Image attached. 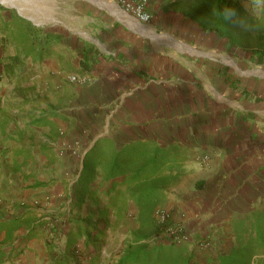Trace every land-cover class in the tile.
Instances as JSON below:
<instances>
[{"label":"crops","instance_id":"0c3cea01","mask_svg":"<svg viewBox=\"0 0 264 264\" xmlns=\"http://www.w3.org/2000/svg\"><path fill=\"white\" fill-rule=\"evenodd\" d=\"M30 2H0V194L15 215L58 218L29 239L18 230L10 264L117 263L139 227L133 200L108 205L125 175L81 205L74 184L87 154L131 143L164 153L155 207L196 240L218 228L223 247L233 219L264 207V48L233 45L174 0H147L146 22L108 0H60L48 15Z\"/></svg>","mask_w":264,"mask_h":264},{"label":"trees","instance_id":"16d2710c","mask_svg":"<svg viewBox=\"0 0 264 264\" xmlns=\"http://www.w3.org/2000/svg\"><path fill=\"white\" fill-rule=\"evenodd\" d=\"M174 3L186 15L199 20L205 28L213 29L226 36L233 45H241V42L233 35V27L223 26L222 20L215 15L216 10L222 11L225 6H228L244 16L246 12L239 0H192V3H186V0H174ZM199 12L203 14V18L200 17ZM89 155L85 156L80 176L74 184L76 203L81 205L86 196L93 197L103 181L125 175L121 182L113 183L107 190V193L111 195L108 205L120 211L124 209L127 199H131L138 209L136 220L139 227L133 232L135 238L127 243L124 253L115 264H199L200 261L194 260L197 255L189 249L187 244L163 245L147 242L154 237L148 232L155 222L151 213L160 201L161 187L168 180L167 177L159 175L164 153L154 148L152 144L131 143L120 150L99 151ZM94 160L97 162H93ZM96 176L101 177V183L93 187L90 183ZM48 217L36 218L30 209L11 217L0 215V232L4 233L0 240V264H10L13 260L15 256L13 248L7 251V247L16 239L18 230H25L22 234L24 239L32 238L37 234L38 227L44 224L53 226L58 218L49 215ZM155 227L157 229V225ZM231 235L234 242L225 250H221L222 247L219 248L221 238L220 240L218 237L211 239V247L206 250L214 251L207 253L205 256L207 261L200 264H261V259L256 260V257L264 254V207L233 219ZM47 243L49 245L50 242L47 241Z\"/></svg>","mask_w":264,"mask_h":264},{"label":"built area","instance_id":"2783aa9c","mask_svg":"<svg viewBox=\"0 0 264 264\" xmlns=\"http://www.w3.org/2000/svg\"><path fill=\"white\" fill-rule=\"evenodd\" d=\"M122 11H124L129 17L146 22L150 19V14L146 10L147 0H108ZM4 75V67L0 62V78ZM68 80L73 83L83 84L87 81L85 76H78L70 74ZM209 157L204 156L203 161H208ZM173 212L165 207H157L154 210L153 216L157 223V232L152 241H158L165 244H189L193 249L205 251L211 247V237L206 235L200 239H194L186 228L183 220H173ZM182 218L185 217V213H179ZM106 264H112L107 262Z\"/></svg>","mask_w":264,"mask_h":264},{"label":"rangeland","instance_id":"374dc122","mask_svg":"<svg viewBox=\"0 0 264 264\" xmlns=\"http://www.w3.org/2000/svg\"><path fill=\"white\" fill-rule=\"evenodd\" d=\"M59 1L60 0H31L30 3H37L38 4L37 7L33 11L35 13V15H38V14L42 15V13L45 15H48V14H51V12L53 11L54 6H55L54 3H59ZM61 1H66V0H61ZM239 2L243 6V0H239ZM1 3H4V2H1ZM186 3H192V0H186ZM199 15H200V17L203 18V14L201 12H199ZM261 22L264 23L263 18H261ZM263 29H264V27H261V29L259 31L253 33V32H242L239 29L233 28L234 37L236 39H238L239 42H241V45L238 47H240L242 49H251L254 47L264 48V32L262 31ZM19 204H20V206H24V204H26V202L24 200H22L21 202H19ZM34 205L36 206L38 204L34 203ZM3 207L6 208L8 211H11V212H6V213H8V215L12 216V215L16 214V204L13 203L11 200L3 198V196L0 194V211L1 212L3 211V210H1V209H3ZM209 228L210 229H208V232H204L202 234V237L209 235L211 237L210 239H213L214 237H216V239H217V237H218L219 240H220V238L223 237L220 234V230H218V228H216L214 226H211ZM233 242H234L233 237L231 238V240L228 239L227 243L224 244V246L222 247L221 250H223V249L225 250L226 247L228 249L232 245ZM219 245H221V244H219ZM219 248H221V246H219ZM189 249H191V251L194 252L198 256L200 261L201 260L207 261V259L205 257L207 255V253H213V251H214L213 249L202 251V250L193 249L192 247H189ZM258 258L261 259V264H264V254L257 256L256 260Z\"/></svg>","mask_w":264,"mask_h":264},{"label":"clouds","instance_id":"9594fccd","mask_svg":"<svg viewBox=\"0 0 264 264\" xmlns=\"http://www.w3.org/2000/svg\"><path fill=\"white\" fill-rule=\"evenodd\" d=\"M246 14L241 16L234 8L225 6L222 11L216 10L215 15L223 22V26L231 25L242 32H257L264 27V0H243Z\"/></svg>","mask_w":264,"mask_h":264},{"label":"bare ground","instance_id":"6f19581e","mask_svg":"<svg viewBox=\"0 0 264 264\" xmlns=\"http://www.w3.org/2000/svg\"><path fill=\"white\" fill-rule=\"evenodd\" d=\"M20 1H27L30 2L31 0H0V2L4 3H10V4H15V3H20ZM23 3V2H22ZM55 4V3H54ZM20 5V4H19ZM38 5V4H37ZM50 6V5H49Z\"/></svg>","mask_w":264,"mask_h":264}]
</instances>
